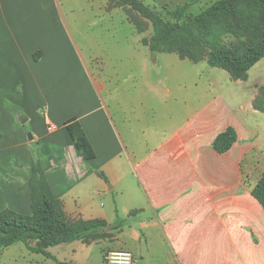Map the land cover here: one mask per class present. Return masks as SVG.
<instances>
[{
	"label": "crops",
	"instance_id": "0c3cea01",
	"mask_svg": "<svg viewBox=\"0 0 264 264\" xmlns=\"http://www.w3.org/2000/svg\"><path fill=\"white\" fill-rule=\"evenodd\" d=\"M59 10L56 0H0V210L31 213L36 158L70 220L109 224L111 236L90 243H109L105 264L125 251L147 264L164 248L154 264H264V208L252 194L264 173V112L254 107L264 82L250 84L260 61L229 84L233 100L201 102L199 84L145 83L120 102L103 55L92 51V68ZM71 118L93 159L71 138ZM229 127L237 141L220 153L213 141Z\"/></svg>",
	"mask_w": 264,
	"mask_h": 264
},
{
	"label": "trees",
	"instance_id": "16d2710c",
	"mask_svg": "<svg viewBox=\"0 0 264 264\" xmlns=\"http://www.w3.org/2000/svg\"><path fill=\"white\" fill-rule=\"evenodd\" d=\"M123 2L130 5L131 13L136 11L152 23L153 34L148 43L153 53H177L192 62L206 60L211 66L225 69L232 80L247 79L249 70L264 57V0H215L197 13L191 12L187 4H180L167 11L170 19L143 0ZM131 20L137 26L140 23ZM254 107L264 112V86ZM66 127L82 157L93 159L96 152L82 123L71 118ZM236 141L237 133L229 127L217 134L213 147L224 153ZM31 168V213L0 210V249L22 241L31 252L42 253L60 264H83L60 261L48 249L63 243L90 244L108 238L109 224L103 219L70 220L40 161L35 158ZM252 194L264 208V173Z\"/></svg>",
	"mask_w": 264,
	"mask_h": 264
},
{
	"label": "rangeland",
	"instance_id": "374dc122",
	"mask_svg": "<svg viewBox=\"0 0 264 264\" xmlns=\"http://www.w3.org/2000/svg\"><path fill=\"white\" fill-rule=\"evenodd\" d=\"M143 1L170 19L167 11L180 4H187L191 12L197 13L211 5L215 0H201L199 2H194V0ZM105 3H108V6ZM116 4L125 5V10L117 9ZM56 5L60 7L59 21L65 27L66 25L70 27L75 42L85 51L89 65L96 69L101 60L90 54L97 51L96 53L103 55L106 71H108L105 73V77L112 78L120 88L118 94L120 102L126 100L128 85H130L131 97H136L141 91V86L145 83L152 85L156 83L168 85L199 84V100L201 102L209 99H220L226 95L233 100L228 90L232 79L225 69L211 66L206 60L192 62L189 59H181L173 53L151 52L146 44H149L148 41L153 34L152 23L136 11L131 13L130 5H126L123 0H56ZM130 18L134 21H140L139 25H135L132 20L130 23ZM226 40H230V38L227 37ZM255 70L256 73L254 71L251 75L250 84L257 79L264 82V57ZM234 88L237 96L243 95L247 99L251 94V91L245 90L243 85H235ZM184 93L187 94L188 91L185 90ZM249 115L251 121L256 120L254 115ZM25 119L26 117L23 121ZM29 135L30 132L28 137ZM64 244V247L55 245L49 247L48 250L60 261L105 264L102 249L109 246L107 241L102 240L90 245H85L81 241ZM78 246L82 248V251L75 254L72 249ZM166 250L167 248H164L156 255L148 256L147 264H154L158 259L165 262L168 257ZM0 264L60 263L42 253L31 252L24 242L19 241L0 249Z\"/></svg>",
	"mask_w": 264,
	"mask_h": 264
},
{
	"label": "built area",
	"instance_id": "2783aa9c",
	"mask_svg": "<svg viewBox=\"0 0 264 264\" xmlns=\"http://www.w3.org/2000/svg\"><path fill=\"white\" fill-rule=\"evenodd\" d=\"M55 126L50 125L48 130H53ZM108 264H132L133 254L131 252H111L106 255Z\"/></svg>",
	"mask_w": 264,
	"mask_h": 264
},
{
	"label": "water",
	"instance_id": "95a60500",
	"mask_svg": "<svg viewBox=\"0 0 264 264\" xmlns=\"http://www.w3.org/2000/svg\"><path fill=\"white\" fill-rule=\"evenodd\" d=\"M30 136H31V134H30Z\"/></svg>",
	"mask_w": 264,
	"mask_h": 264
}]
</instances>
